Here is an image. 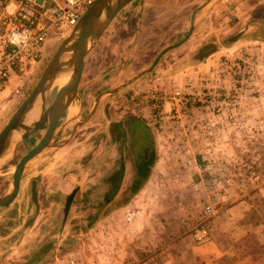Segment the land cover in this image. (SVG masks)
I'll use <instances>...</instances> for the list:
<instances>
[{
	"label": "rangeland",
	"instance_id": "obj_1",
	"mask_svg": "<svg viewBox=\"0 0 264 264\" xmlns=\"http://www.w3.org/2000/svg\"><path fill=\"white\" fill-rule=\"evenodd\" d=\"M206 1L134 2L133 11L136 6L140 8L134 11L128 26L132 22L143 30L134 41L136 51L127 64L133 76L150 67L165 47L187 35L194 13L199 25L191 39L166 53L139 82L115 94L116 97L107 95L97 116L79 129L70 145L60 153H42L30 163L21 190L29 198L28 207L25 205L20 211L18 198L9 210L6 207L10 205L0 206V213L5 211V216L10 217L0 224L2 236H6L0 243V262L8 251H14L16 242L21 243L27 236L31 249L36 251L24 262L14 264H52L56 258L65 264H113L114 230L122 217L129 221L131 216L148 215L157 224L156 231L159 226L173 237V233L179 235L184 230V219L197 221L210 201L217 202L219 208L238 205L239 209L230 216L246 214L238 227L241 242L246 243V232L252 234L248 240L254 242L255 248L258 241L264 240V44L252 41L259 31L255 19L264 18V2L251 0L250 5L259 11L255 15L258 18L251 17L248 23L236 26L238 16L227 14L234 0H214L203 7ZM116 25L120 27L121 22ZM60 46L61 43L49 45L46 59L24 77L14 78L0 94V131L33 90ZM95 76V90L87 96L92 105L96 95L111 86L110 82L98 85L110 81L111 76L105 75V71H95ZM114 82L113 87L118 86L116 79ZM154 88L168 93L166 109L177 101L173 99L175 90L192 92L198 101L203 97L209 109L189 115L181 112V123H167L164 128L148 124L155 160L149 178L134 193L131 186L135 174L128 146L123 142L112 144L109 134L121 120L138 118L148 123L137 98ZM57 89L49 96V104ZM205 93L208 96L204 97ZM108 101L112 107L105 115ZM89 103L85 104L83 115L89 114ZM69 131L68 128L58 138ZM39 138L40 134H34L0 162V196L13 188L16 164ZM131 140L129 137L127 143ZM120 155L128 162L126 178L116 198L103 205L100 200L106 190L99 179L117 165ZM35 179L38 194L40 187L46 186L43 197H38L39 210L31 191ZM77 185L80 189L64 222L66 198ZM108 217L110 222H105Z\"/></svg>",
	"mask_w": 264,
	"mask_h": 264
},
{
	"label": "crops",
	"instance_id": "obj_2",
	"mask_svg": "<svg viewBox=\"0 0 264 264\" xmlns=\"http://www.w3.org/2000/svg\"><path fill=\"white\" fill-rule=\"evenodd\" d=\"M234 1L235 4L227 14L234 15V17L238 16V19H236L235 21L237 23L236 26H242L243 24L248 23L251 17L258 18V16L255 15L259 11H255L256 7L250 5L251 0ZM257 1L259 4L264 2V0ZM134 2H136V0H133L130 3L132 5L129 4L122 11H120V13L113 21L114 23L112 22L110 24L102 37L95 43L94 47L88 53L79 90L82 98V104L80 106L76 101L71 104V106L77 109V113H75V115L78 114L79 110L82 111V114H85V104L91 101L87 96L92 94L96 87L95 84L97 78L95 76V71H105V75L111 76L110 81H102L100 82V84H98L109 85L110 82L111 86H109L108 89L115 88L113 87V85H115L114 79H116V82H118L119 86L134 77L129 73L131 72V69L129 67L127 68V64H129V62L132 60V56L136 51L137 44L133 46L134 41L138 39V36H140L143 30L141 26L137 29L136 26L132 24V22L131 26H128L129 20L133 18V15L135 13L134 11L140 8V6H136L133 11L132 7ZM251 13L253 15H251ZM119 21L121 22V25L120 27H117L116 23ZM198 25L199 22L197 21L195 29H197ZM192 37L193 35L190 37V39ZM252 41L254 40L252 39ZM263 44L264 43H262V45ZM113 56H117L118 59L113 60ZM117 62H119V65ZM121 79L123 80L121 81ZM99 94L100 93L96 95L95 100ZM114 96L116 97V95ZM95 100L93 106L95 104ZM99 105L95 113L86 123L92 121L97 116L100 109ZM88 108H93L92 102L89 103ZM65 116V121H62L64 118L61 119L59 122V126L65 124L66 120L73 115H70L67 110ZM86 123H84L80 128H83ZM79 129L76 131V134L68 144L57 149L58 153H60L62 149L66 148L72 143L73 140H75L76 136L78 135ZM66 130H63L60 135H63ZM38 134H40L41 138L42 133L38 132ZM32 136L28 137L23 142H27V140ZM63 138L64 136L58 139ZM33 146H31L30 148H32ZM49 171L50 170H48L44 174L47 175ZM33 182L34 180L32 181V190ZM40 188L41 189L38 194L39 199L43 197L44 193L42 192V190H45L46 186L44 188H42L41 186ZM17 198L18 199L16 201L20 202V211L22 207H25V205L26 207H28L29 198L27 197V195H25V193H22V191H20ZM39 201L41 202V200ZM241 204H243V202H241ZM6 208V210H9V208L12 207L10 205ZM238 209V205L235 204L232 206L230 205L220 208L218 214L213 218L212 221V240L207 244L197 243L195 239L191 235L186 234L184 230L180 232L179 235H177V233L176 235H174L175 233H173V237H171L172 233L161 230V227L159 226V230L156 231V229L154 228L155 226H157V224H154V219L148 215H135L130 222L126 217H122L118 220V229L114 230L115 238L113 245V264H264L263 239L258 241V243L256 244L257 247L255 248L254 242L251 239L250 241L248 240L250 238V235L252 234L246 232L243 234V236L248 235L246 243L240 241L241 234L238 227L246 214H241V217H238L235 214L230 216ZM5 215V211L4 213H0V224H2L8 218L10 219V217H7ZM110 218L111 217H108L105 222H110ZM230 225L232 226L231 230ZM2 231L3 229L0 228V243H2L1 239L6 238V236H2ZM13 233H15V231ZM29 240L30 239H28L26 236L21 241V243L16 242L13 245L14 251H8L7 256L3 261L0 262V264H14L24 262L27 258L30 257V255H33L36 250L34 251V249H31L29 245L31 241ZM242 247L243 251L240 252V250H242ZM40 264H46V262L42 261ZM52 264H65V261L61 260L60 258H56V260Z\"/></svg>",
	"mask_w": 264,
	"mask_h": 264
},
{
	"label": "water",
	"instance_id": "obj_3",
	"mask_svg": "<svg viewBox=\"0 0 264 264\" xmlns=\"http://www.w3.org/2000/svg\"><path fill=\"white\" fill-rule=\"evenodd\" d=\"M132 1L133 0H97L89 8L72 33L61 42V46L49 64L45 67L33 90L0 131V158L8 149L12 150L16 148L28 137L38 132L42 133L40 140L30 148L16 164V169L13 173V188L5 195L0 196V206L12 204L18 197L23 186L22 181L24 174L35 158L49 150L55 151L68 144L76 134V131L92 117L98 105L107 95H115L128 88L131 84L139 82L138 80L140 78L152 72L166 53L181 46L192 36L198 20L196 13H194V19L191 22L187 35L181 41L169 44L165 47L150 67L139 72L122 85L100 93L88 115H83L82 111L79 110L77 115L69 117L65 124L59 126L60 120L64 118L67 110L74 101L78 102L80 106L82 104L79 90L88 53L102 37L120 11ZM213 1L214 0H207L203 7ZM61 73L68 74V81L66 84L58 87L53 101L49 104L50 84L56 81ZM37 103L40 106L39 116L33 121L27 122L26 117L28 112L35 107ZM109 103L110 101L106 103V108L109 106ZM68 128H70L68 135L63 139H58L60 133ZM79 189L80 185H77L66 198L64 222L68 217L71 205ZM32 193L33 200L39 210L38 185L36 179L33 182ZM34 260H36V258H34Z\"/></svg>",
	"mask_w": 264,
	"mask_h": 264
},
{
	"label": "built area",
	"instance_id": "obj_4",
	"mask_svg": "<svg viewBox=\"0 0 264 264\" xmlns=\"http://www.w3.org/2000/svg\"><path fill=\"white\" fill-rule=\"evenodd\" d=\"M96 1L0 0V94L14 78L24 77L43 62L48 46L61 43L69 36ZM202 98L198 101L192 92L175 90L173 99L177 101L166 109L168 93L162 88H154L137 98V105L148 124L164 128L167 123H181V112L189 115L197 110L209 109ZM219 210L217 202H208L197 221L183 220L184 232L199 244L209 243L212 240V221ZM132 218L129 217V221Z\"/></svg>",
	"mask_w": 264,
	"mask_h": 264
},
{
	"label": "flooded vegetation",
	"instance_id": "obj_5",
	"mask_svg": "<svg viewBox=\"0 0 264 264\" xmlns=\"http://www.w3.org/2000/svg\"><path fill=\"white\" fill-rule=\"evenodd\" d=\"M198 13V12H197ZM256 23L259 25V31L254 34L252 39L254 41L264 43V18H258L255 19ZM258 20V21H257ZM210 51L209 49H206L204 54L208 53ZM93 107V105H92ZM92 108H90L89 112ZM110 110V106L104 109V114L107 115V113ZM86 113V112H85ZM136 124H140V126H144L143 130L137 129ZM114 128H112L109 139L112 144L118 143L119 145H122V142L125 143L126 146H128V154L131 157L130 158V164L133 167L134 174L133 175V181L137 178L139 167L142 164V161L144 159V162L148 161L149 156L151 154L149 146L153 144V134L150 135L146 134L144 131L147 130L145 128L148 127V123L145 122L143 119L138 118H129L125 121L121 120L118 121L116 125H113ZM152 133V130H151ZM131 137V142L128 144L127 139ZM120 153H122V149L120 150ZM120 159L117 162V165L113 169H110L109 172H107L102 179L100 180V183L104 186L106 192L102 196V199L100 200L101 204L107 205L111 203L116 196L118 195L121 185L123 184L127 171H128V162L126 161L125 156L120 155ZM132 181V183H133ZM76 197V196H75ZM75 199V198H74Z\"/></svg>",
	"mask_w": 264,
	"mask_h": 264
},
{
	"label": "trees",
	"instance_id": "obj_6",
	"mask_svg": "<svg viewBox=\"0 0 264 264\" xmlns=\"http://www.w3.org/2000/svg\"><path fill=\"white\" fill-rule=\"evenodd\" d=\"M144 127V126H143ZM143 127L142 126H140V124H136V128L137 129H141V130H143ZM145 128L147 129V130H145L144 132L146 133V134H148V132L150 133V135H152V133H151V127L150 126H148V127H146L145 126ZM149 149H150V152H151V154H150V156H149V159H148V161H146V162H144V159H143V161H142V164L140 165V167H139V174H138V176H137V178L133 181V183H132V186H131V190L135 193V192H137L142 186H143V184L145 183V181L149 178V176H150V168H151V166L153 165V163H154V160H155V151H154V148H153V144H151L150 146H149Z\"/></svg>",
	"mask_w": 264,
	"mask_h": 264
},
{
	"label": "bare ground",
	"instance_id": "obj_7",
	"mask_svg": "<svg viewBox=\"0 0 264 264\" xmlns=\"http://www.w3.org/2000/svg\"><path fill=\"white\" fill-rule=\"evenodd\" d=\"M68 81V74L66 73H61L56 81L52 82L49 87V95H51L59 86L66 84ZM71 111V115H75L77 113V109L74 108L73 106H70L68 109ZM40 114V106L37 103L35 107H33L27 114L26 121L31 122L34 119H36ZM12 154V150L8 149L3 156L0 158V162L6 160L9 158V156Z\"/></svg>",
	"mask_w": 264,
	"mask_h": 264
}]
</instances>
